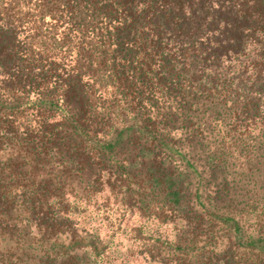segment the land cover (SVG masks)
Wrapping results in <instances>:
<instances>
[{
	"label": "rangeland",
	"instance_id": "rangeland-1",
	"mask_svg": "<svg viewBox=\"0 0 264 264\" xmlns=\"http://www.w3.org/2000/svg\"><path fill=\"white\" fill-rule=\"evenodd\" d=\"M43 2L0 0V264H264V128L241 135L211 83L250 60L145 71L105 27L116 0ZM195 38L177 61L229 44Z\"/></svg>",
	"mask_w": 264,
	"mask_h": 264
},
{
	"label": "trees",
	"instance_id": "trees-1",
	"mask_svg": "<svg viewBox=\"0 0 264 264\" xmlns=\"http://www.w3.org/2000/svg\"><path fill=\"white\" fill-rule=\"evenodd\" d=\"M39 1L44 3V0ZM116 3L120 7L115 15L117 23H105V27L110 28L115 36L127 37L130 46L119 49L133 56L135 62L145 71L159 70L171 76L177 72H196L198 67L201 72V69L208 68L209 65L204 62L209 59H214L213 67L220 69L222 58L227 57L226 51L234 54L235 59H240L242 53L250 61L238 65L245 66L246 70L252 72L246 85H238L236 80L242 77L240 75L224 80L213 78L212 87L222 86L225 94L222 93V96L229 103L233 125L239 129L241 135L264 128V0H116ZM107 15L113 19L110 13ZM51 19L54 20L52 16ZM49 28L54 30V24H50ZM196 36L208 39L210 46H213V39L219 36L223 42L229 44L209 48L207 55V50L200 46L202 66H197L192 61H177L176 58H181V54L188 57L197 51L195 43L192 42L197 40ZM175 38L192 41L189 47L176 51L170 46ZM54 43L56 45L50 47V51H69L72 48V42L67 37L57 39ZM44 51L45 49H40L34 55L44 59ZM230 72L232 73L231 70ZM64 86L63 94L59 98L64 97L65 102L72 101V93L75 91L68 83ZM46 96L43 93L39 97ZM7 162L11 167V158ZM15 192V187L11 185L2 188L0 200L2 196L11 197Z\"/></svg>",
	"mask_w": 264,
	"mask_h": 264
}]
</instances>
